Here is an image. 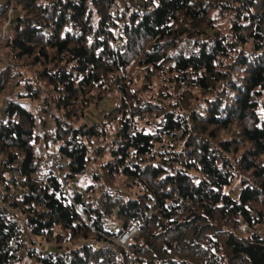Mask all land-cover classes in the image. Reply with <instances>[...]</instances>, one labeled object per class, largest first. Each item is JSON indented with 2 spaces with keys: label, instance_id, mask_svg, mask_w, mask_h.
<instances>
[{
  "label": "trees",
  "instance_id": "16d2710c",
  "mask_svg": "<svg viewBox=\"0 0 264 264\" xmlns=\"http://www.w3.org/2000/svg\"><path fill=\"white\" fill-rule=\"evenodd\" d=\"M0 188V264H264V0H0Z\"/></svg>",
  "mask_w": 264,
  "mask_h": 264
},
{
  "label": "built area",
  "instance_id": "2783aa9c",
  "mask_svg": "<svg viewBox=\"0 0 264 264\" xmlns=\"http://www.w3.org/2000/svg\"><path fill=\"white\" fill-rule=\"evenodd\" d=\"M9 12L10 14H12V8L11 10H9ZM43 151L45 155L43 156L42 160L36 162L35 182L39 184L48 185L47 182L48 174L52 173L53 177H55L57 181L59 192L65 196V198L69 201L70 204H74V199L72 197V194L80 193L82 191L79 190L77 187H75V185L72 183V181L69 178L70 167H69L68 159L66 158V156H64L62 153L56 150H52L49 152L46 150ZM5 195L6 192L2 188H0V206L3 209H7V205L4 202ZM239 230L243 232H248L249 227L246 224H241ZM138 233H139L138 227L135 224L130 223L123 230L120 236L115 240V244L122 247L126 251V253H128L127 247L130 241L135 236H137ZM256 233L264 239L262 231L257 230ZM111 241L113 240L111 239ZM102 247H103L102 244L97 243V247L95 248L100 249ZM106 247L108 249H113V246L110 244L106 245Z\"/></svg>",
  "mask_w": 264,
  "mask_h": 264
},
{
  "label": "rangeland",
  "instance_id": "374dc122",
  "mask_svg": "<svg viewBox=\"0 0 264 264\" xmlns=\"http://www.w3.org/2000/svg\"><path fill=\"white\" fill-rule=\"evenodd\" d=\"M3 1H7V0H3ZM11 8H13V5L10 7V10H11ZM10 15L12 16V14H10V12H8L7 13V20L1 27V34H3V35L5 34L6 28L9 25V20L11 19ZM221 25H223L222 27H224V29H225L226 22H222ZM1 53L3 54V52H1ZM143 75H144L143 73H140L138 71H135L132 74L133 82H134L133 86H132V90H140L142 88V85L145 82ZM160 90H162V91L164 90L163 83L160 80H156L155 82H153V85L150 87L149 90L143 91L139 95L143 96V99L149 100V99L157 96V94L159 93ZM119 103H120V94L116 90V91L112 92L110 94V96L108 98H106L100 104L101 106H99V108L97 110L95 108L90 109V112L88 113L87 117L85 119H83V121L87 122L88 124L102 122L103 112L104 113L109 112L111 109L116 107ZM118 122H119V119L114 124H112V126L110 127L112 133H114L118 130V126H119ZM141 126H143V123L138 124L139 128ZM34 149H35V153L38 157L42 158L45 155L44 151L41 148V143L34 145ZM47 149H48L47 150L48 152L52 151V145H49V147ZM132 161L133 160H130L129 163L131 164ZM240 183H241V181H239V180L235 181L234 184L227 190L229 196L232 199H235L237 197V193H238V190L240 188ZM75 187H77V186H75ZM257 229L259 231H262L263 237H264V225L259 226ZM238 231H240L241 233H245V232L239 230V228H238ZM91 244L93 245V247L94 246L97 247V243H91ZM34 247L37 249L38 252H43V253L48 252V250H51L50 247L41 244L39 242V240L36 242ZM23 264H38V263L35 261V259H29L26 257L24 259Z\"/></svg>",
  "mask_w": 264,
  "mask_h": 264
},
{
  "label": "crops",
  "instance_id": "0c3cea01",
  "mask_svg": "<svg viewBox=\"0 0 264 264\" xmlns=\"http://www.w3.org/2000/svg\"><path fill=\"white\" fill-rule=\"evenodd\" d=\"M79 190H81L79 187H77ZM82 191V190H81Z\"/></svg>",
  "mask_w": 264,
  "mask_h": 264
}]
</instances>
